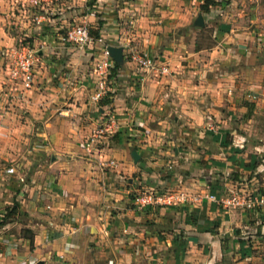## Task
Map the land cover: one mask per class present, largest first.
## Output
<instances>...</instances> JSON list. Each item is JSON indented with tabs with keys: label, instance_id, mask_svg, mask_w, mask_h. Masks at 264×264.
I'll return each instance as SVG.
<instances>
[{
	"label": "crops",
	"instance_id": "1",
	"mask_svg": "<svg viewBox=\"0 0 264 264\" xmlns=\"http://www.w3.org/2000/svg\"><path fill=\"white\" fill-rule=\"evenodd\" d=\"M206 1L222 3L55 0L26 21L39 62L30 90L0 88V220L16 206L27 222L0 228V264H264V163L255 162L248 132L234 122L240 101L232 94L239 71L253 75L254 68L238 67L239 50L225 45L195 48L200 15L204 25L216 19L214 37L233 33L221 8L200 12ZM12 4L0 0V49L8 55L19 49L9 30ZM74 25L98 32L104 44H64ZM104 46L121 47L123 60L95 103ZM139 56L153 67L138 65ZM104 117L116 122L99 145L113 168L81 147ZM219 169L226 177L211 175ZM212 181L221 191L215 201ZM165 188L185 192L187 203L133 207L135 193ZM249 194L263 205L223 204ZM13 227L32 235L7 232Z\"/></svg>",
	"mask_w": 264,
	"mask_h": 264
},
{
	"label": "rangeland",
	"instance_id": "2",
	"mask_svg": "<svg viewBox=\"0 0 264 264\" xmlns=\"http://www.w3.org/2000/svg\"><path fill=\"white\" fill-rule=\"evenodd\" d=\"M10 1H12L13 4L9 6L10 9L8 10V12L13 13L14 16H12L14 17L15 22L13 21V24H9L10 26L12 25L11 27L13 28L12 30H9L10 32H12L11 35L13 36L15 43H17V46H19V48L28 47L33 50H39L40 46H35L34 48L32 46L35 39L29 38V34H27V32L30 29H33V27L30 28V26L27 25L28 23L26 22H30V17H33L34 13L36 11H39V8L30 7L29 5H27L25 0ZM217 7L219 9L221 8L220 10H222V12L219 14H224L225 12H227V21H229L230 25L233 26V33L228 35L226 38L223 37L222 39L214 37L213 32L214 25L216 24V19H212L208 21V24H205L203 27H199L200 32L197 36L195 48L203 50H215V48H217L218 46L221 47V45H225L224 48L228 52L234 49L239 50V56L238 58H236V61L239 63L238 67L245 66V68L249 69L254 68L253 75H246V70H243L244 72L239 71L238 73L236 80H240V83L238 84L239 87L236 90V87H232V94H234L240 102L235 104V110L233 111L235 114L234 122L237 124V127L241 128L242 130L240 131H243V133L245 134L248 132L247 135L249 136L245 135V137H247L248 139V142L251 145L257 146L258 150L255 149L256 147L251 146V151H253V153L256 152L255 162H259V164H261L264 163V0H222V3L217 4ZM3 11L6 12V8H3ZM220 17L221 16L218 15V18ZM216 41L219 42L216 43ZM38 42L40 41H37V43ZM5 57L8 58L7 49L2 48V50L0 49V88L4 89L8 87L7 90L11 94L14 93L15 95H21V88L19 87V85L9 79V76L6 72V67L8 66V64ZM231 66L232 64H227L226 67L224 66V69H229L231 68ZM232 67L234 68L235 66ZM247 80H249L248 82L254 83V86L251 88H247ZM232 81L234 82V80ZM251 105H253L252 108ZM250 109L251 114L249 116L250 121L248 123V121H246L244 117L246 114H248V111ZM99 125L100 124L98 123L96 129ZM96 129L94 133L87 139L92 138L96 134ZM229 138L233 139L232 136ZM101 140L102 137L96 139L95 143L92 145V147H90L91 150L89 152L83 146L81 147L93 157L94 155H96V159L99 161V163L107 167V163L108 161H110V159H107L102 154V152L99 151ZM213 153L214 152L208 151L207 155L209 156ZM208 172H210L209 169L206 170V173ZM211 175L215 177H226L222 174L220 169L213 170ZM258 180L259 184H262L264 181L261 176H259ZM169 190H173V188H169ZM143 191L145 190H141L135 193V195ZM11 207L14 206H10V208ZM133 207H135V205ZM10 208L6 210L7 213L10 211ZM10 220H17L20 224H26L27 222L25 217L16 215V213L10 215ZM17 229V227H13L8 229L7 232L20 237H28L29 235H32L30 232H27V230H23V228H21L20 230ZM0 234L2 233L0 232Z\"/></svg>",
	"mask_w": 264,
	"mask_h": 264
},
{
	"label": "built area",
	"instance_id": "3",
	"mask_svg": "<svg viewBox=\"0 0 264 264\" xmlns=\"http://www.w3.org/2000/svg\"><path fill=\"white\" fill-rule=\"evenodd\" d=\"M55 0H25L27 5L33 8H40L47 4L53 3ZM37 23H39L37 21ZM61 42L64 44L74 46V47H85L93 43L104 44L101 38H93L90 35L89 29L84 25H74L70 26L65 30L61 37ZM9 60H7L8 66L6 67L9 79L19 85L20 93H24L32 88L35 76V69L39 62L38 51L33 50L28 47H20L12 55H8ZM102 60L96 65V75L98 81L96 88L91 95V100L93 102H99L106 93V87L108 84V77L110 74V69L112 68V59L110 58L107 47L104 46L102 49ZM138 65L143 68H152L153 62L149 57H136ZM99 126L96 129V134L87 139L83 143V147L89 152L90 147L95 143L96 139L103 138L106 134H112L115 128V119L113 117H104L100 120ZM115 162L113 160L108 161V167H115ZM23 182V179L20 180ZM215 201V197H210ZM188 201L187 194L183 191L178 190H155L148 189L141 193L136 194L133 197V205L137 208H145L148 206L155 207H173L178 205H185ZM226 207H243L248 210H252L257 206H262L263 201L253 199L249 194L244 199H240L236 196L229 198L226 202H223ZM47 209L49 207L47 206Z\"/></svg>",
	"mask_w": 264,
	"mask_h": 264
},
{
	"label": "trees",
	"instance_id": "4",
	"mask_svg": "<svg viewBox=\"0 0 264 264\" xmlns=\"http://www.w3.org/2000/svg\"><path fill=\"white\" fill-rule=\"evenodd\" d=\"M216 2H211V1H206L203 3V5L200 7V12L202 14H209L210 13V7L212 6H217ZM98 26L101 27L102 26V22L98 21ZM90 35L92 37L99 38L98 32H94V31H89ZM112 61V60H111ZM120 66V63H115L114 61H112V68L110 69V74L109 76H111V72L113 70H116L118 67ZM102 100V99H101ZM100 100V101H101ZM252 108V107H251ZM251 114V109L248 111V114H246L245 118H248ZM255 159V158H254ZM208 186V192L211 196L215 197V198H219L221 195V191H220V185L218 183V181H212V182H208L207 183ZM17 212L16 206L12 207V209H10V211L8 213H6L4 215V217L0 220V228L6 226L8 223L11 222L10 220V215H13ZM177 238V237H176ZM186 248V243L183 242L181 244H179V246L175 247L173 252L175 255H177L178 252L182 251L184 252Z\"/></svg>",
	"mask_w": 264,
	"mask_h": 264
},
{
	"label": "water",
	"instance_id": "5",
	"mask_svg": "<svg viewBox=\"0 0 264 264\" xmlns=\"http://www.w3.org/2000/svg\"><path fill=\"white\" fill-rule=\"evenodd\" d=\"M196 25H199V26L204 25L201 15L198 17V19L196 21ZM107 51H108V54H109L110 58L112 59V61H114L115 63H121L122 62L123 57H122V48L121 47L109 46V47H107ZM131 157H132L133 162L135 164L138 162V160L140 158L135 151L132 152Z\"/></svg>",
	"mask_w": 264,
	"mask_h": 264
}]
</instances>
